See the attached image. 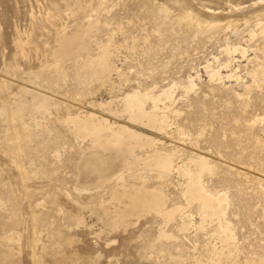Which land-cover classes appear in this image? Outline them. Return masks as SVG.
Returning <instances> with one entry per match:
<instances>
[{"label": "rangeland", "instance_id": "1", "mask_svg": "<svg viewBox=\"0 0 264 264\" xmlns=\"http://www.w3.org/2000/svg\"><path fill=\"white\" fill-rule=\"evenodd\" d=\"M75 2L83 9L75 10ZM195 19L222 26L200 30ZM63 30L85 33L89 50L62 61L65 73L53 80ZM105 45L110 73L100 81L78 82V64L97 57ZM226 46L245 51H227ZM227 62L235 77L210 75L217 68L227 74ZM189 75L198 76L191 91L185 89ZM263 76L264 0H69V5L0 0V84L5 86H0V264H35L34 257L39 264H57L60 256L63 264H264ZM173 84L172 98L158 102L168 113L163 131L120 112L119 99L132 89L158 95ZM38 93L49 98L50 106L45 116L36 115L38 125L27 114L23 118L21 125L37 143L31 142L19 158L28 178L23 184L6 145L9 124L2 106L7 98L30 102ZM150 106V101L145 104ZM89 112L106 119L112 130L125 125L149 136L151 144L134 148L143 162L174 153L176 164L184 162L195 172L191 158L208 157L213 170L201 180L208 194L228 195L223 220L233 230L232 245L218 237L217 216L203 222L197 202L186 199L183 176L172 172L160 179L155 170L129 171L120 164L110 172L123 174L125 184L161 192L166 208L176 212L171 219L154 212L135 214L116 229L105 227L101 204L113 208L119 203L110 200L108 191H97L94 182L86 185L76 168L82 154H102L92 152L89 138L79 143L73 135L74 121L90 120V126L98 121L89 119ZM109 149L105 156L130 152L121 142ZM57 188L68 197L62 209L46 200ZM65 210L73 214L70 221ZM160 231L166 235L161 240Z\"/></svg>", "mask_w": 264, "mask_h": 264}, {"label": "bare ground", "instance_id": "2", "mask_svg": "<svg viewBox=\"0 0 264 264\" xmlns=\"http://www.w3.org/2000/svg\"><path fill=\"white\" fill-rule=\"evenodd\" d=\"M63 1L65 2V4L69 5V0H63ZM82 7L83 5L80 2H75L73 8L75 10L80 11V9H83ZM161 11L164 12L165 14L167 13V10L163 7L161 8ZM206 12L209 14L216 13V12L214 13V11L210 9H207ZM186 19L188 18L186 17ZM199 20L196 21L195 19L194 21H196L195 22V25H197L196 28L199 27L198 29L200 30L218 29L222 26L221 23L204 24V22L202 23ZM61 33H62V37L61 40L59 41L58 49L54 54L56 63L51 70L52 75L50 77L53 80L60 78L65 73L63 67L61 66L62 61L69 58H76L78 56H81L82 53L88 54V50H89V43L86 39L87 35L85 33L76 30L75 32H72L70 34L65 33L64 30ZM18 42L20 45L22 44L20 40H18ZM231 48L233 49V51L241 50V53L245 51V49L242 48L241 46H234V47L226 46L225 50L229 51V49ZM100 51L101 52L97 57L92 58L87 56L85 59H82L81 62L78 64L75 70V76L78 82L86 83L92 80L100 81L105 79L107 75L110 73L113 67L110 61L111 54L109 52L108 45L103 46ZM223 67L226 69L227 74L223 75V73L221 72L222 68L221 70L217 68V70L214 71L211 69L212 73L210 75L212 77H216L218 80L219 79L222 80L223 78L235 77L236 73L231 68V62L224 63ZM197 77L198 76H191V75L188 76L187 85L185 86V89L187 91L194 90V88L196 87L195 79H197ZM174 86L175 84L162 89L161 93H159L158 95H155L156 93H154L151 90H140L138 88L132 89L131 91L126 93L122 98L119 99L120 101L119 110L122 113V115L128 117L130 120H133L136 123L138 122L148 127L149 126L155 127L156 129L158 128L163 131L165 129V126L166 127L168 126L166 125L168 120L167 119L168 113L166 112V110H164V107L162 108L159 107L158 102L164 99L170 100L172 98V88ZM1 88H5V86L4 87L1 86ZM26 91H27L26 89H23V92ZM149 101L151 102V106L147 109L145 107V104ZM111 102L112 101L106 103H100V104L102 105V107H105L107 104ZM49 106H50L49 98L43 96V94L40 95L39 93L37 95H33L32 100L30 102H27V100L25 101V99H21V98L19 99L7 98V100L3 102L2 113L9 124L8 127L9 129H7L8 134L6 136L5 141L8 149L14 154V156L17 159V161H15L14 159L13 160L15 161L16 167L19 172V178L23 184H25V181L28 178L26 179V173L20 165L19 158L21 157L22 152H24L26 149L31 148V146L35 143L34 142L35 140L33 138L31 131L25 125H21V124H23L22 123L23 118L27 114L33 119L35 123L34 125H38L39 123L38 120H36V115L45 116V114L49 112ZM89 119L98 120V117L95 116L92 112H89ZM102 120L96 121L97 123L94 121L95 124L90 126V124H88L90 120L82 121L78 119L74 121V127H72L73 128L72 130L75 139L79 143L89 138L91 143L90 146L91 150L93 148L95 149V151L93 150L92 152H96L100 150V153L103 154V152H107L110 150L109 149L110 145L119 144L120 142L126 145L130 149V152L124 155L123 157L116 156L113 152L111 153V155H106V156L104 154L103 156L102 154H97V153L96 154L94 153L93 154L94 156H92V154L91 156L90 155L86 156V154H82L76 166V168L78 167L79 175L82 177V179L84 180L83 182L86 185L92 184L94 182L95 184L94 187L97 189V191L99 190L105 192L108 191L110 200H114L117 203H119V207H113V208H111L109 205L105 206L101 204V208L104 211V218H102L101 220L103 221L105 227L107 226L110 229L113 228L116 229V227H118L121 223H123L129 216L135 214L138 215V214H146V213L154 212L164 219L165 218L171 219L174 216V212H176L174 211L175 209L172 211L171 209L168 210L166 208L167 206L165 204V199L161 192L148 191L144 185L140 186L138 184H134L131 182L125 184L124 182L127 181V179L124 177L123 174L115 173L118 171H114V173L110 172L111 167L114 164H120L125 166V168H127V170L129 171L143 169L147 172L149 170H155L160 179H167L166 177L171 175L172 172H176L177 175L183 176L184 178L183 177L182 178L186 179L185 189L183 191V194L186 197V199L189 202H194V201L197 202L203 222H206L208 218L210 219L214 216H217L219 220L217 224L218 237L221 239L223 243H226L230 246L232 245V241L234 239L233 230L231 229L229 223L223 220L225 214L223 204H225L228 201V195L225 193L220 194L219 192L208 194L204 187L205 185L202 183L201 180L202 174L210 173L213 170V167L208 157L203 155H194L193 158H191L194 167L195 166L197 167L196 168L197 171L195 172H193V170L184 162H181L180 164H176L174 162V156H175L174 153H158V156L154 161L143 162L141 157L137 156V154L134 152V148L136 146L140 147L146 144H151V142H153L152 139L149 136H146L141 132L132 130L125 125H117V123H116V125L118 126L117 130L116 131L112 130L114 129V126L112 124L110 125L106 119L103 118ZM123 134H126V136L125 135L122 136ZM32 140H34L33 141L34 143L32 142ZM31 142L33 143L32 145H30ZM42 145L41 147L45 146ZM36 147L38 148V146ZM84 168L87 170L86 172L82 171ZM89 173L93 174L92 178L88 175ZM88 180L91 181L89 182ZM75 189H79V188L75 187ZM57 190H59V192H53L52 195H49V197L46 198V200L49 203H53L62 209L63 208L62 203H66L68 201V197L66 196L67 193H65V191H62L61 189L58 188ZM81 190L86 192L90 191L88 187H83L81 188ZM64 212L66 214V219L68 221L73 219V214L70 211L65 210ZM185 223L181 225L182 229L187 228L188 224ZM164 232L160 231L158 239L161 240L164 237H166ZM12 237L13 235L9 237V240L12 239ZM150 246H153V244L151 243ZM42 248L44 247L42 246ZM33 251L35 252V250ZM33 251L32 253L33 255H35ZM33 260H34L33 263L39 264V258L34 257ZM6 261L8 262V260ZM63 261L64 260L62 256H60L59 259L57 258L56 263L63 264ZM75 261L76 259L74 260V262Z\"/></svg>", "mask_w": 264, "mask_h": 264}]
</instances>
